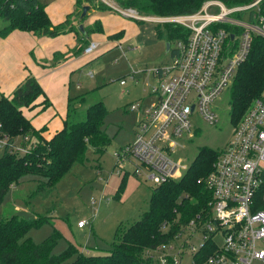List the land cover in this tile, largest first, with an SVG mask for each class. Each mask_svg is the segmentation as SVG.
<instances>
[{
	"label": "built area",
	"instance_id": "2783aa9c",
	"mask_svg": "<svg viewBox=\"0 0 264 264\" xmlns=\"http://www.w3.org/2000/svg\"><path fill=\"white\" fill-rule=\"evenodd\" d=\"M124 16L136 19L171 21L186 26V37L170 42L169 64L151 71L155 99L148 105L132 103L140 111L132 142L114 152V169L143 175L154 185L178 178L186 169L181 159L173 157L176 138L189 132L192 116L197 114L208 123L218 120L211 104L231 83L240 63L247 57L254 34L264 36L262 0L227 5L222 0H206L195 11L185 14L151 16L134 7L114 5L103 0ZM99 45L89 41L83 53ZM87 74L93 76L92 70ZM120 83L124 84L125 79ZM15 139L10 150L25 152L32 140L25 135ZM7 136H0V151ZM213 168L197 178L211 192L209 215L196 214L168 242L152 250L157 264H253L264 262V206L255 203L254 194L264 171V88L231 128L219 147ZM86 224L84 219L78 226ZM164 226H166L164 224ZM167 227V226H166ZM165 228V227H164ZM201 237L197 244L192 239ZM177 243V244H176ZM176 245V246H175ZM89 251L88 247H85ZM189 262H183L185 254Z\"/></svg>",
	"mask_w": 264,
	"mask_h": 264
},
{
	"label": "trees",
	"instance_id": "16d2710c",
	"mask_svg": "<svg viewBox=\"0 0 264 264\" xmlns=\"http://www.w3.org/2000/svg\"><path fill=\"white\" fill-rule=\"evenodd\" d=\"M116 1L120 6L134 7L142 14L166 16L193 12L206 0ZM222 1L227 5H237L250 0ZM85 4L117 12L103 0H75V9L63 21L54 24L45 4L40 0H0V36H6L15 28L31 31L37 36H56L70 31L78 34L79 44L70 52L54 53L51 63L55 64L78 54L79 47L82 51L89 33L103 31L100 19L83 25L82 28L75 24V19L79 17ZM260 12L264 14V0L260 3ZM163 24L169 42L178 37H186L189 32L186 26L178 23L165 21ZM158 31L162 35L160 29ZM118 35L122 36L123 31L110 36L113 38ZM263 88L264 36L254 34L248 55L238 66L229 87L230 118L237 122ZM84 94L68 97L62 126L47 137L44 134L47 126L35 128L21 109L23 106L41 105V110H44L50 105V100L35 75L28 74L10 95L0 92V131L7 136L6 144L0 151V204L9 188L27 175L38 177L34 193L47 196L65 173L87 160L88 148L93 149L97 158L103 154L111 143L104 127L107 108L102 100L95 101L85 108L82 117V112L78 113L73 105L79 98L84 101ZM39 96H42L41 101H37ZM16 134H20V137L28 135L32 140L25 152L10 150L15 144ZM218 149L200 146L180 177L169 178L155 185L147 210L127 226L120 223L109 248L104 252H81L68 242L63 250L54 253L53 247L62 235L59 230L54 229L38 243L27 235L31 227L46 221L42 215L24 217L12 214L0 218V264H157L148 255L152 250L178 234L196 214L203 217L209 215L211 192L204 183L197 182V178L205 176L213 168ZM254 200L257 205L264 206V171ZM72 256L74 257L70 259Z\"/></svg>",
	"mask_w": 264,
	"mask_h": 264
},
{
	"label": "rangeland",
	"instance_id": "374dc122",
	"mask_svg": "<svg viewBox=\"0 0 264 264\" xmlns=\"http://www.w3.org/2000/svg\"><path fill=\"white\" fill-rule=\"evenodd\" d=\"M40 1L45 4L53 19L57 18L61 10L74 7L73 0ZM108 1L119 5L116 0ZM91 9L80 21L77 17L75 24L86 26L95 21V15L104 21V34L122 30L125 38L120 44L113 40L104 42L105 46L99 49L103 51L94 58L96 51L85 54L81 47L78 48V54L82 53L79 62L83 63L71 76V90L72 94L85 93V100H75L73 108L78 113L82 112L84 117V110L89 104L102 100L107 108L104 127L111 143L99 158L92 148H88L87 160L65 173L47 196L34 193L38 177L27 175L9 188L0 204V218L12 214L44 217L45 222L31 227L27 232L36 243L41 242L54 229L59 230L62 235L53 247L54 253L63 250L68 242L81 252L86 251L85 247L89 248L88 252L106 251L119 224L127 226L147 210L155 186L143 175L132 174L130 161L126 164L127 172H116L114 152L135 138L134 129L140 119V111L131 109L130 105L142 102L144 106L155 99L152 86L156 78L151 70L171 62L172 56L166 45V28L163 22L152 18L139 20L110 9H95L90 13ZM102 34L93 37L102 39L107 36ZM88 70H92L93 76L87 74ZM121 79H125L124 84L120 83ZM230 84L211 104L218 114L217 122L210 124L194 114L190 131L176 138L173 157L180 158L186 168L200 146H223L230 136L232 126L237 123L229 115ZM41 100L42 96H39L37 101ZM57 118H54L51 126L57 122ZM58 119L62 122L61 118ZM2 134L4 132L0 131V136ZM15 139L22 140L20 134H16ZM78 219L86 221L84 227L76 225ZM200 239L196 235L192 242L197 244ZM183 258V262H189L190 254H185ZM253 264L264 262L255 261Z\"/></svg>",
	"mask_w": 264,
	"mask_h": 264
},
{
	"label": "crops",
	"instance_id": "0c3cea01",
	"mask_svg": "<svg viewBox=\"0 0 264 264\" xmlns=\"http://www.w3.org/2000/svg\"><path fill=\"white\" fill-rule=\"evenodd\" d=\"M72 4L74 7H67L61 10L60 14L56 16V19L52 18L49 10L45 7L52 23L56 24L63 21L67 14L75 9V0H73ZM95 9L98 8L92 7L90 13ZM96 17L98 16L94 15L95 20H97ZM100 20L103 22L102 26L104 30V21L103 19ZM108 32L110 33L104 34L103 31L92 32L86 36L87 40L90 39L89 41L96 40L99 42L98 47L92 51L93 53L96 51L92 58L101 54L103 50L100 51L99 49L105 46L103 44L104 42L113 40L120 44V41L125 38L123 35L118 38H112L110 36L116 33L117 30ZM101 34L107 36L102 39L93 37ZM77 44H79L78 36L73 31L56 36H37L31 31L15 28L6 36H0V92L10 95L16 85L28 74L35 75L47 94L50 105L44 110H41V105L34 107L23 106L21 109L30 118L35 128H40L42 125L47 126L45 130V136L47 137L62 126V122L58 118L62 120L66 114L68 97L76 95L72 94L71 76L83 63L79 62V56L83 52L67 59L64 58L55 64L51 63L53 55L56 51L68 53ZM56 117H58L56 119L57 122L51 126L52 121ZM84 225L77 226L82 228Z\"/></svg>",
	"mask_w": 264,
	"mask_h": 264
},
{
	"label": "water",
	"instance_id": "95a60500",
	"mask_svg": "<svg viewBox=\"0 0 264 264\" xmlns=\"http://www.w3.org/2000/svg\"><path fill=\"white\" fill-rule=\"evenodd\" d=\"M90 9H91V5L90 4L83 5L82 11H81V13H80V15L78 17V20H81L85 16V14L87 13V11L90 10ZM79 26H80V28H82L83 27L82 23H80ZM166 45H167V50H168L169 49V46H170V42L167 41L166 42ZM157 67H159V66H157Z\"/></svg>",
	"mask_w": 264,
	"mask_h": 264
}]
</instances>
